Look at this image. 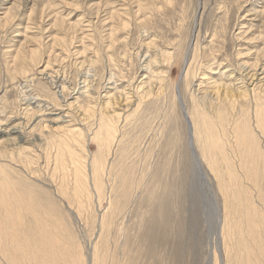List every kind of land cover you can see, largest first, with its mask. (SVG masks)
<instances>
[{"label": "rangeland", "instance_id": "rangeland-1", "mask_svg": "<svg viewBox=\"0 0 264 264\" xmlns=\"http://www.w3.org/2000/svg\"><path fill=\"white\" fill-rule=\"evenodd\" d=\"M149 40L154 45L147 51ZM245 60L264 68V0H0V125H17L23 132L22 140L0 135L1 195L15 207L21 203L53 210L46 220L48 232L58 241L54 259L59 264H264V137L257 133L263 151L259 170L237 168L242 149H230L228 159L236 172L226 170L223 154L217 155L216 169L211 170L196 141L193 157L188 124L175 94L180 91L187 110L195 111L194 97L210 92L214 79L223 77L219 83L228 84L226 76L233 70L237 75L248 72ZM151 61V71L143 73ZM187 74L193 77L185 78ZM49 76L68 88L62 94L69 106L46 79ZM145 76L147 81L166 76L165 97L144 98ZM263 82L255 83V94L264 93ZM110 98L117 104L104 110ZM242 105L253 107L252 101ZM114 110L122 116L113 123L115 139L110 134L95 138L98 119H107ZM62 114H67L66 122L51 126L67 127L65 132L50 134L39 122L55 121ZM230 129L228 139L233 137ZM41 133L43 142L34 143ZM63 133L78 137L72 142L66 136L75 157L88 163V192L84 188L86 193L78 198L69 149L61 169L55 163L59 148L45 145L46 134L58 138ZM8 139L14 147L2 154L1 144ZM99 165L101 175L94 177L93 168ZM20 223L18 231L29 236L33 219L24 216ZM18 231L6 227L0 209V240L5 241L0 247L6 245L20 260L11 242L21 236ZM1 248L0 264H8V248Z\"/></svg>", "mask_w": 264, "mask_h": 264}, {"label": "bare ground", "instance_id": "bare-ground-1", "mask_svg": "<svg viewBox=\"0 0 264 264\" xmlns=\"http://www.w3.org/2000/svg\"><path fill=\"white\" fill-rule=\"evenodd\" d=\"M167 2V1H165ZM169 2V1H168ZM51 5V4H50ZM52 6V5H51ZM150 7V6H149ZM54 8V6H53ZM145 10V8H143ZM150 10V9H149ZM148 10V11H149ZM151 11V10H150ZM154 11V10H153ZM119 12V11H118ZM117 12V13H118ZM158 12V11H157ZM115 13V12H113ZM116 13V15H117ZM145 13V12H144ZM120 14V13H119ZM121 15V14H120ZM153 15V14H152ZM114 16V15H112ZM125 16V15H123ZM145 16V15H144ZM58 17V16H57ZM117 18V17H116ZM120 18V17H119ZM150 18V17H149ZM147 19V17H146ZM147 21V20H146ZM123 22V21H122ZM124 23V22H123ZM123 23L121 25H123ZM127 26V25H126ZM145 26V25H144ZM143 26V27H144ZM119 28V27H118ZM111 29V28H110ZM118 30V29H117ZM115 31H116V27H115ZM113 32V30L111 29V33ZM117 32V31H116ZM115 32V34H116ZM111 33H108V36H115L114 34L111 35ZM114 33V32H113ZM118 33V32H117ZM109 38V37H108ZM107 38V40H108ZM109 41V40H108ZM113 40L111 39L110 42H112ZM150 43H145L143 41V43H145V46L147 47V51H149L150 49V46L154 45V42H152L151 40H149ZM115 42V41H113ZM113 42H112V45H113ZM111 45V44H110ZM108 45V46H110ZM143 48L144 47V44L142 45ZM150 48V49H149ZM149 49V50H148ZM146 51V50H145ZM145 52L146 54H148V52ZM162 53V52H161ZM170 53V52H169ZM160 54V53H159ZM163 54V53H162ZM33 55V54H32ZM170 55V54H169ZM244 55V54H243ZM164 56H168V53L164 54ZM172 56V55H171ZM32 57L34 58L35 56H31V60H32ZM159 57V56H158ZM242 57V56H240ZM153 58V57H152ZM155 60L157 57H154ZM162 58V56H161ZM164 58V57H163ZM169 60V57H167ZM171 59V58H170ZM160 57H159V61H160ZM166 60V61H167ZM248 60V59H247ZM34 61V60H33ZM93 61V60H92ZM148 61V59H147ZM173 61V59H172ZM189 59L188 58H185V62H186V65H189ZM246 61V60H245ZM249 61V60H248ZM250 61L251 58H250ZM95 62V61H94ZM98 62V61H97ZM146 62V61H145ZM157 63V60L155 61ZM154 62V63H155ZM163 62V61H162ZM247 63V61L245 62ZM245 63H242V64H245ZM258 63V62H257ZM257 63H253L250 62L249 64L247 63V66L249 65V67L247 68L245 65H243V69H246L248 70V72L245 73V71L243 72H240L239 75L235 74L237 73L236 70H233V72H231L230 75L226 76L230 79V83L227 84H223V77H220L222 75H220V80H222V84L219 83L220 80H215L210 82L211 86H210V92H206L205 95H201V96H197V97H194V106H195V111H191L189 112L187 110V107L186 105L183 103L182 101V96H181V93L180 91L177 90V93L175 92V94H177V100L178 102L182 101V104H180V106L182 105V110H183V107H184V111L183 113H185L187 115V118H188V121H189V126H190V135L189 136V141H191L192 143V147L193 149L196 148L195 145V141L198 143V146L200 147V150H201V153H202V157L201 158H204V159H208L206 161L210 162L209 163V166L211 167L210 169H214L215 168V165H216V157L218 158L217 155L219 154H223V159L222 162L225 163L227 165V168L226 170H229L230 171H234L235 167L232 169L231 167H233V163H232V160H229V154H230V149L232 150H236L238 152L239 149H242V155H241V159H240V167L237 166V168L241 169V170H245V169H249V167L251 169L254 170V168L258 169L259 167H257L259 165L258 161L263 158V151H262V148L260 147V140H257L258 136H257V133L258 135L261 134L263 137H264V105L263 104H260V102L263 100L264 101V93H262V91H258V93H260V95H257L255 94L256 92V89H255V83H262L264 81V68H261L259 69V64ZM152 61L151 62H147V64H145L144 66V71L143 73H147V71H151V65H152ZM159 64V62H158ZM157 64V65H158ZM160 65V64H159ZM192 65V64H191ZM156 67V66H154ZM187 67V66H186ZM151 68V69H150ZM188 68V67H187ZM155 69V68H154ZM153 69V70H154ZM157 69V68H156ZM191 69V67H190ZM229 69V67H228ZM232 69V68H231ZM242 69V70H243ZM188 70V69H187ZM246 70V71H247ZM232 71V70H230ZM236 71V72H235ZM148 72V73H149ZM156 73V70L154 71ZM228 72V71H227ZM16 73V72H15ZM153 73V72H152ZM151 73V74H152ZM191 73V71H190ZM226 73V72H225ZM43 74V73H41ZM157 74V73H156ZM163 74V71L160 73V75ZM166 74V73H165ZM164 74V75H165ZM215 74V73H214ZM217 74V73H216ZM44 75V74H43ZM144 75V74H143ZM191 75V74H190ZM225 75V74H224ZM45 76V75H44ZM112 76V75H111ZM110 76V77H111ZM147 76V75H146ZM144 77V79H141L143 80V86L142 88L145 90L146 88V91H144V95L142 93V95L144 96V98L149 101L151 100L150 98H154V99H160V97H163L164 94L166 95V86H167V83L166 81L168 82V80H166V76L165 77H162L160 79H157L159 80V82L157 81H152L150 80L149 78V81H147V77ZM157 76V75H156ZM109 77V76H108ZM155 77V76H154ZM187 77H190L192 78L191 76H188V74L186 75L185 78ZM215 77V76H214ZM212 77L211 79L213 80ZM141 78V77H140ZM216 78V77H215ZM225 78V77H224ZM47 80L50 79V76L46 78ZM111 79V78H110ZM154 79V78H152ZM55 80V79H54ZM111 81V80H109ZM142 82V81H141ZM49 83L51 84V86H53L54 88L58 89L57 92L59 94V97H60V100H62V102L65 104V106H69V100H67L68 98L65 99V97L63 96L62 92L68 88L65 89V87H61V86H58L56 85V82L52 80V78L50 79ZM58 83V82H57ZM264 83V82H263ZM140 84V83H138ZM137 84V85H138ZM142 84V83H141ZM140 84V85H141ZM187 84V83H186ZM139 86V85H138ZM197 86V85H196ZM200 86V85H199ZM263 87V85H260ZM140 87V86H139ZM257 87H258V84H257ZM256 87V88H257ZM128 88V87H127ZM126 88V89H127ZM130 88V87H129ZM141 88V87H140ZM168 88V87H167ZM251 88H253L251 90ZM81 89V88H80ZM85 89V88H84ZM87 89V88H86ZM85 89V90H86ZM91 88L87 89L86 91H89ZM131 89V88H130ZM259 89V87L257 88V90ZM261 89V87H260ZM92 90V89H91ZM82 92L86 95V92ZM125 91V90H124ZM264 91V90H263ZM81 92V90H80ZM129 92V91H128ZM90 93V91H89ZM121 93V92H120ZM124 93V92H122ZM120 95L121 98H123V95ZM131 93V98L133 96L132 92H129ZM139 93V92H138ZM94 94V93H93ZM97 96L99 93H96ZM95 94V95H96ZM125 94H126V91H125ZM203 94V93H202ZM92 95V94H91ZM89 96L90 98L92 96ZM141 95V94H140ZM257 95V96H256ZM81 96V95H79ZM58 97V98H59ZM96 97V96H94ZM110 97V96H109ZM128 97V96H126ZM130 97H128L129 99H131ZM134 97V96H133ZM165 97V96H164ZM180 97V98H179ZM81 98V97H80ZM108 98V97H106ZM114 98V97H113ZM113 98H110L107 102V99H106V108L104 110H113L112 106L117 104V102H114ZM125 98V97H124ZM137 98V97H136ZM143 98V97H141ZM27 99V98H26ZM96 99V98H95ZM94 99V100H95ZM105 99V98H104ZM135 99V98H133ZM132 99V100H133ZM143 99V100H145ZM176 99V98H175ZM180 99V100H179ZM34 98L31 99L28 103L29 106H31V103L34 102ZM44 100V99H43ZM93 100V101H94ZM131 100V101H132ZM142 100V99H141ZM145 100V101H146ZM76 100H74L75 102ZM91 101V102H93ZM96 101V100H95ZM116 101V100H115ZM140 101V99H139ZM139 101L135 102L134 105H138ZM146 101V102H147ZM242 101H246V102H250L252 101V106L254 107L255 106V110H253L252 108L253 107H249V110L246 108L245 105H242ZM78 102V101H77ZM105 102V100H104ZM144 101H142L143 103ZM145 102V103H146ZM176 102V101H175ZM71 103V102H70ZM132 103H134L133 101L131 103L128 104V106L131 107ZM141 103V104H142ZM63 104V105H64ZM73 104V103H72ZM50 105V104H48ZM52 105V104H51ZM77 107L80 105L77 103L76 104ZM102 105V104H101ZM104 105V104H103ZM127 104H125L124 106H126ZM71 106V105H70ZM105 106V105H104ZM133 106V105H132ZM141 106V105H139ZM138 106V107H139ZM143 106V105H142ZM72 107V106H71ZM103 107V106H102ZM62 108V107H61ZM132 108V107H131ZM52 109V108H51ZM66 109V108H65ZM63 108V110H65ZM68 109V108H67ZM81 110V108H78ZM115 109V108H114ZM44 110V109H43ZM54 110V109H53ZM137 110V109H136ZM139 110H141V108H139ZM27 111V110H26ZM52 111V110H51ZM57 111H59L57 109ZM62 112V110H60ZM71 109H69L68 112H70ZM83 111V110H81ZM117 111V110H116ZM115 110L113 112H109V114L107 115V119H101L98 121H100L99 125L97 123V126H98V130H96V132L94 131L95 129H93V135L95 138H99L101 136H103V134H105L106 136L108 134H110L108 137H110L111 139H115V133H117V129H116V126L117 124H113L114 121H117L116 119L117 118H120L122 116H120L119 114H117ZM138 111V110H137ZM252 111H254V113H252ZM67 112V113H68ZM75 112V111H74ZM78 112V110H77ZM58 113V112H57ZM65 113V112H63ZM71 113V112H70ZM73 113V111H72ZM80 113V112H79ZM84 113V111H83ZM82 113V114H83ZM103 113H106V112H103ZM102 113V114H103ZM49 114V113H48ZM60 114V113H59ZM81 114V113H80ZM81 114V115H82ZM85 114V113H84ZM121 114V113H120ZM64 115V114H62ZM60 116L57 115L58 119L56 118L55 121L53 120H49V121H39L41 123V126L43 127V129L45 130H49L50 134L51 133H54L56 130H63V132L67 131V127H63V126H59L57 128H54L53 124H57L58 122H61V123H64L65 121V114L64 116ZM69 115V114H68ZM86 115V114H85ZM101 115V114H100ZM252 115H254V119L251 117ZM54 116V115H53ZM70 116V115H69ZM106 116V115H105ZM120 116V117H119ZM159 119L161 118L160 116H158ZM185 117V115H184ZM102 118H104V116L102 115ZM186 120V119H185ZM255 120V121H254ZM119 121V120H118ZM57 122V123H55ZM66 122V121H65ZM187 123V121H186ZM122 124V123H121ZM188 124V123H187ZM120 124H119V128H120ZM228 128L231 129L229 131H231V135L233 137H231L230 139L227 138V133H228ZM45 130V131H46ZM54 130V131H52ZM121 131V129H119ZM153 130V129H152ZM119 131V133H120ZM2 132H5L8 136H11L12 134L16 135L18 138H20L22 140V137H23V132L21 131V129L17 126V125H13V126H2L0 125V135L2 134ZM48 132V133H49ZM189 132V130H188ZM74 134V133H73ZM47 135V134H46ZM45 135V145L47 144L48 146H55V147H58L59 148V151L57 152L58 154H56V157H55V160L57 163V166L58 168H61L63 169L65 167V160H64V157L65 156V153L64 151H66L67 149H69V152H70V157H72V163L74 165V175L76 176V189H75V192L73 191L74 193V196L75 198H78V196H80L81 194H84L86 193V191L88 192V189L85 187V181H86V178H87V167H88V163L87 161H80V159H77L75 157V153H73V149L72 147V144L70 143V141H67L68 138L66 136V133L64 135V133L62 134V136L58 137V138H53V137H49L47 136L46 137ZM54 135V134H53ZM64 135V136H63ZM71 134H69L70 136ZM75 135V134H74ZM230 135V134H229ZM228 135V136H229ZM43 133L39 134L38 135V138L37 140L34 141V143L36 142H43L44 140V137H43ZM52 136V135H51ZM68 136V137H69ZM77 136H75V138L73 137L71 139L72 142H74V140H78L76 138ZM107 137V138H108ZM80 138V137H79ZM110 139V140H111ZM75 140V141H76ZM1 142V141H0ZM77 142V141H76ZM66 144H69L68 147H66ZM259 144V145H258ZM14 147V144H13V140L12 139H8L6 140L5 142H3L1 144V148H3L5 151L2 152V154L4 152L7 151V149L9 148H12ZM195 147V148H194ZM238 149V150H237ZM15 150V148L13 149ZM71 150V151H70ZM199 150V149H198ZM235 151V153H236ZM22 152V151H21ZM200 152V151H199ZM234 152V151H233ZM195 153V151H194ZM234 153V154H235ZM7 154V152L5 153ZM50 154V153H49ZM201 155V154H200ZM52 156V155H51ZM77 156V155H76ZM83 156V155H81ZM53 157V158H54ZM78 157V156H77ZM231 157V156H230ZM235 157V155H234ZM246 157H250V161L249 158L248 160H246L247 158ZM80 158V157H78ZM229 158V159H228ZM232 158V157H231ZM246 158V159H245ZM66 159V158H65ZM84 159V157H83ZM245 159V160H244ZM93 160V159H92ZM203 160V159H202ZM235 160H238L237 158ZM195 163L197 164V167L199 168V158H198V155L196 154V157H195ZM94 162L95 160L92 161V166H94ZM102 162V161H100ZM98 162V163H100ZM97 163V164H98ZM219 163V162H218ZM101 164V163H100ZM220 164V163H219ZM238 164V163H237ZM103 165V164H102ZM223 165V164H222ZM231 165V166H230ZM207 165V167H209ZM218 166V165H217ZM216 166V167H217ZM225 165H223L224 167ZM73 167V166H72ZM103 167V166H102ZM110 167V165H109ZM113 167V166H111ZM226 167V166H225ZM224 167V168H225ZM1 168V167H0ZM222 168V169H224ZM236 168V169H237ZM57 169V167H56ZM108 169V168H107ZM216 169V168H215ZM214 169V170H215ZM221 169V168H220ZM236 169H235V172H236ZM250 169V170H251ZM59 170V169H57ZM72 170V168H71ZM219 169L217 168V171ZM249 170V171H250ZM259 170V169H258ZM223 171V170H222ZM239 171V170H238ZM252 171V170H251ZM250 171V172H251ZM73 172V171H71ZM101 172H102V168L101 166L99 165V167H94L93 168V174H94V177H100L101 175ZM215 172V171H214ZM255 172V170L253 171ZM259 172V171H258ZM233 173V172H231ZM238 173V172H237ZM257 173V172H256ZM260 173V172H259ZM228 174V172H227ZM235 173H233L234 175ZM240 174V173H239ZM251 174V173H250ZM254 174V173H253ZM226 175V174H225ZM232 175V174H231ZM244 175V174H243ZM256 175V174H255ZM89 176V175H88ZM235 176V175H234ZM234 176H232L234 178ZM239 176V175H237ZM245 176V175H244ZM259 176V175H258ZM240 177H242L240 175ZM239 177V178H240ZM103 178V177H102ZM226 178V177H225ZM229 178V176H228ZM238 178V177H237ZM238 178V179H239ZM259 178V177H257ZM230 179V178H229ZM232 179V178H231ZM236 179V181L238 180ZM246 179V178H245ZM244 180V178L242 179ZM84 181V182H83ZM101 181V180H100ZM223 181V180H222ZM228 181V179H227ZM227 181L226 182V185H227ZM103 182V181H102ZM225 182H223V184H225ZM238 182V181H237ZM241 182V181H239ZM83 183V184H82ZM89 183V182H88ZM97 183V182H95ZM222 184V186L224 187V185ZM236 184V183H235ZM2 185V182L0 180V187ZM63 185V184H62ZM232 186V182L230 184ZM238 186V184H236ZM221 186V189L223 188ZM230 186V187H231ZM235 186V185H234ZM63 187V186H61ZM60 187V188H61ZM236 187V186H235ZM241 187V186H239ZM259 187V191H260V186ZM86 191H85V189ZM101 188V186H100ZM234 188V187H233ZM68 188H66L67 190ZM65 190V188H64ZM71 190V189H70ZM70 190H67L68 193ZM226 190V189H225ZM232 190V189H231ZM240 190V189H239ZM62 191V190H61ZM237 192V191H236ZM66 193V191L64 192V194ZM67 193V194H68ZM72 193V192H71ZM228 193V191H227ZM231 193V192H230ZM70 194V193H69ZM68 194V195H69ZM62 195V193H61ZM86 195V194H85ZM230 195V194H229ZM236 195V194H235ZM244 195V194H243ZM64 197V196H63ZM66 197V196H65ZM70 199L72 198L73 201L75 200L74 197H70L68 196ZM67 199L69 200L70 202V199ZM231 198V196H230ZM229 199V198H227ZM240 200V199H239ZM249 200V199H248ZM77 201V199H76ZM75 201V202H76ZM79 201V200H78ZM77 201V203H78ZM241 201V200H240ZM257 201V200H256ZM68 202V203H69ZM245 202V200H244ZM71 203V202H70ZM69 203V204H70ZM227 203V202H226ZM241 203V202H240ZM243 203V202H242ZM251 203V202H250ZM74 205V203H72ZM71 204V206H73ZM234 204V203H233ZM259 204V203H258ZM80 205H82V203H80ZM51 206V205H49ZM78 206V205H77ZM241 206V205H240ZM79 207V206H78ZM81 207V206H80ZM79 207V208H80ZM51 208V207H50ZM232 208V207H231ZM0 209L3 210V214L5 215L6 217V227L9 229V230H12V231H15L17 232L18 230L21 229V223H20V220H23L24 219V216H28L29 218H32L33 219V222H34V227L30 233L29 236H27V233H25L24 230H21L22 234L20 233V231H18V233L21 235L17 238H15L12 242V246L16 249V251H18L17 253L19 254L20 256V260L16 258V256H13L11 255V252H10V248L6 247L5 246H1V247H5L4 248V251L7 249V251L5 252V257L4 259L6 260V262H8V264H25L27 262V260H29L30 264H59V263H56V260L54 259L55 255L57 254V249H56V246H58V241L54 240L53 239V235L52 233L50 234L48 232V227H49V224L47 223V220L46 218L47 217H50V215L52 214V211L51 209H49V207L47 208H42V207H31V206H28V207H24L21 203H18L17 207L13 206L12 205V202L7 199L6 197H4L3 195H1L0 193ZM232 210V209H231ZM234 210V209H233ZM253 210V209H252ZM226 211V209H225ZM254 211V210H253ZM259 212V211H258ZM231 216V215H230ZM229 217V216H228ZM227 215L225 217V219L227 220L228 219ZM232 217H233V214H232ZM231 217V219H232ZM235 217V216H234ZM251 218V217H250ZM259 218V217H258ZM262 221V220H261ZM258 223V222H257ZM247 225V224H246ZM228 226L227 224V221L224 220V228H222L224 231L226 229V227ZM247 228V227H246ZM252 229V228H251ZM262 229V228H261ZM2 231V230H1ZM227 231V230H226ZM233 233V232H232ZM17 235V234H16ZM18 236V235H17ZM236 236V235H235ZM263 236V235H262ZM2 237V236H1ZM6 238V237H5ZM236 238V237H235ZM4 239V238H2ZM0 240V244L3 245L2 243H4L5 241L3 240ZM8 239V237H7ZM17 239V240H16ZM27 241V244H28V248L31 249V252H29V249L26 247V243L24 240ZM57 239V238H56ZM229 239V237H228ZM6 240V239H5ZM11 240V239H10ZM101 240V239H100ZM99 240V241H100ZM9 242V241H8ZM7 244V243H6ZM9 244V243H8ZM7 244V245H8ZM11 246V247H12ZM125 246V245H124ZM0 247V248H1ZM62 247V246H61ZM2 249V248H1ZM13 249V251L15 250ZM66 249V248H65ZM97 246L95 247V252L97 253ZM3 252V251H2ZM15 253V251H14ZM22 253V256L21 254ZM4 254V253H3ZM16 254V253H15ZM17 254V256H18ZM68 254V253H67ZM60 255L62 256L63 254L60 253ZM66 255V254H65ZM58 256V255H57ZM56 256V257H57ZM97 256V255H96ZM257 257V256H256ZM64 258V257H63ZM62 258V259H63ZM99 259V258H98ZM252 259V257H251ZM255 259V258H254ZM261 260V259H260ZM263 260V259H262ZM69 261H71L69 259ZM73 261V260H72ZM253 261V260H251ZM264 261V260H263ZM61 262V261H60ZM75 262V260H74ZM256 262V261H255ZM62 263V262H61ZM71 262H69L70 264ZM73 263V262H72ZM98 263V262H97ZM116 263V262H114ZM68 264V263H66ZM75 264V263H73ZM257 264V263H256Z\"/></svg>", "mask_w": 264, "mask_h": 264}, {"label": "water", "instance_id": "water-1", "mask_svg": "<svg viewBox=\"0 0 264 264\" xmlns=\"http://www.w3.org/2000/svg\"><path fill=\"white\" fill-rule=\"evenodd\" d=\"M180 98V97H179ZM180 100V99H179ZM179 103H180V101H179ZM180 104H182V101H181V103ZM183 105V104H182ZM182 105H181V107H182ZM183 111H184V107H183ZM184 115H185V119H186V121H187V123H188V130H189V135H190V126H189V121H188V118H187V115L184 113ZM189 146H190V148H191V151H192V153H193V157H194V150H193V147H192V144H191V141H189Z\"/></svg>", "mask_w": 264, "mask_h": 264}]
</instances>
